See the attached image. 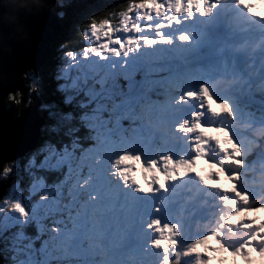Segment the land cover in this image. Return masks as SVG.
<instances>
[{
    "label": "snow or ice",
    "instance_id": "6c2138e0",
    "mask_svg": "<svg viewBox=\"0 0 264 264\" xmlns=\"http://www.w3.org/2000/svg\"><path fill=\"white\" fill-rule=\"evenodd\" d=\"M70 3L65 0V9ZM252 3L125 0L122 8L79 25L84 46L73 51L61 45L51 72L39 41L51 16L63 21L65 11L27 17L30 38L24 42H11L0 29V52L17 45L8 64L0 56V149L7 116L9 148L18 153L0 160V264H264V197L254 200L241 190L244 179L257 183L258 169L264 176V131L245 147L230 129L202 122L206 115L234 121L230 100L218 99L207 81L181 88L186 77L206 70L208 51L220 48L225 59L219 78L237 90L238 107L258 116L264 129V56L229 62L223 47L235 35L229 5L264 22ZM221 7L224 16L204 34L168 33L198 19L212 24ZM158 46L187 52L140 58ZM9 93H19L21 105L31 101L21 119L6 100ZM189 102L197 110L175 122ZM145 130L153 144L162 143L167 131L183 134L192 155L146 159L127 147ZM213 146L219 160L210 158ZM188 177L219 194L222 214L215 229L182 246L180 224L160 218L162 200L145 219L124 193L167 196L170 185Z\"/></svg>",
    "mask_w": 264,
    "mask_h": 264
},
{
    "label": "rangeland",
    "instance_id": "374dc122",
    "mask_svg": "<svg viewBox=\"0 0 264 264\" xmlns=\"http://www.w3.org/2000/svg\"><path fill=\"white\" fill-rule=\"evenodd\" d=\"M258 2H259V0H253V3H255V4ZM55 4H57V3L55 2L52 5V9H53V6ZM243 14H244V12H243ZM240 19H242V20L244 19V20L242 21ZM238 21H240V22H238ZM241 22L243 23L242 27L245 26L246 25V18L239 17L237 20L238 24H236V25H239ZM201 23H203V22L198 19L194 24H188L190 29H187L186 31H188L190 34L193 31H195L198 35H201L202 34V32L200 31V24ZM184 26H186V25H182L179 29L168 30V33L175 35L176 32H178V31H185ZM61 29H62V27H61ZM61 29H60V32H61ZM223 47L227 48L226 44H224ZM186 52H187L186 49L180 48L179 46H176L173 48H169L166 46H164V47L158 46L156 48V50H154L152 52L146 51V52L142 53L140 58L141 59L169 58L172 56L185 55ZM226 55H227V59L229 61L232 57L228 53V51H227ZM224 59H225V53L222 52L220 48H213V49L209 50L208 53L206 54V57H204L202 59V63L204 64L206 70L195 72V73L191 74L190 76L186 77L181 82V88L183 90H194V86H195V83L197 81H199V82L207 81L210 85V88H211L213 94L218 99L230 100L229 95L226 94L229 92L227 90L222 89L221 84H220L221 79L219 78L221 74L218 71V69L221 68L222 62ZM231 61L236 62V60H233V59ZM240 63H243V62H240ZM228 89H231V88H228ZM231 102L233 104V109L236 113V119L234 121L229 120L227 117L212 118V117L206 115L202 122L207 124L206 121H209L210 124H214V125L218 126L219 121H221V120L229 121L235 127V129L234 128L230 129L234 138L238 142H240L242 145L247 147L249 145L251 139H254L258 134H260L262 131H264V129H262L260 127L262 121L260 120V118L253 117L251 114H248V113L242 111V109L240 107H238L237 101H236V94H234V97H232ZM195 110H197L195 102L186 103L185 105H183L179 108V110H178V117L179 118L175 122H180V120H182L185 117H188L190 115V113L192 111H195ZM211 120H213V121H211ZM224 125L227 126L226 122ZM247 127H250L251 130H249ZM185 140H186V138L183 134L167 131L165 133V139L162 143L153 144L149 138L148 130H145L141 133H137L134 136H132L128 142L127 147L133 151H140L146 159L149 157L155 158L156 156H158L160 154L167 153L170 151H171L173 157L176 158L177 157L176 154L178 152L180 154V152H182L183 150L185 152V156L183 158H187L188 156H191L192 153L190 151L189 140L188 139L186 141ZM187 152H189V155ZM215 152H217V151L215 150ZM215 152L211 153L212 155L210 154L211 158L219 160L221 158L219 156L220 154L215 155ZM200 167L202 170L204 169V167H202V164H200ZM246 172H247L246 169L242 170V175L246 176ZM137 178H138V180L140 178L139 172L137 173ZM253 178L256 180L257 183L252 184L248 179H244L241 181V190L242 191H249L252 194L253 199L256 200V199L264 197V186H261V184L264 183V176L260 175L259 169H258L257 173L254 175ZM188 184H190L191 187H193V189H196L199 186L196 183H194L193 181L188 182ZM202 188L203 187L200 185L199 189H202ZM199 189H197V190L200 193L205 194V196L201 195L199 197H201L204 200V202L209 200L207 197L208 195H207L206 191L205 190L200 191ZM172 190H173V185H170V191H172ZM194 193L196 194L195 190H194ZM124 195L127 197V199L129 200L130 203L132 201L135 202L134 198H136V197H137V200L139 198H143L144 199L143 202H140V200H139V203L135 202L134 206H136L137 208H139L141 210L142 214L144 215V217H146V219L148 218V216L151 217L154 215L153 213L150 214L151 208L157 203V201H159V196H155V199L152 200L151 199L152 196H147V197L141 196L139 194L133 193L130 189L127 192H125ZM199 197H196V198H199ZM205 197H207V199ZM184 199H188V197L184 196ZM198 201H201V200H199V199L196 200V202H198ZM217 203L218 202L216 200H213L211 202V204L216 206L213 209V212L215 214H217V211H219L220 215H221L222 214L221 204L218 205ZM185 205L187 207H189V211H187L186 208H184ZM194 205H191V204L187 205L186 203H184V202L182 203L181 201H177L174 198L173 202L169 206V209H171V212L173 211L171 213V215L174 212L179 213L182 211V213L184 214V216H183L184 219L182 218V220H184L186 222V219L188 220V217L192 216L190 211H192L194 209ZM162 210H163V208H162ZM200 211H201V209H200ZM208 215L212 216L211 213H209ZM260 215H261V218H264V214H260ZM195 216L196 217L193 220H191L189 224H187V229L181 230V233H182L181 244H182V246L185 244H188L189 242H191L195 238L199 237L200 235L204 234L205 232L212 230V229H215L216 226L214 225V223H215V221L218 220V217H219V215L216 218L212 217L211 219H208L209 222H207V220L201 221V219H200L201 217L199 218L198 215H195ZM161 219L163 222L166 221V220H163V218H161ZM167 222H168V220H167Z\"/></svg>",
    "mask_w": 264,
    "mask_h": 264
},
{
    "label": "water",
    "instance_id": "95a60500",
    "mask_svg": "<svg viewBox=\"0 0 264 264\" xmlns=\"http://www.w3.org/2000/svg\"><path fill=\"white\" fill-rule=\"evenodd\" d=\"M55 2L56 0H0V29H7V36L11 42H24L30 38L29 29L24 23L25 19L48 11L54 12L52 5ZM61 27L60 21L52 15L47 26L46 36L43 40L39 41L48 52V59L51 55V44L56 41ZM16 48L17 45L12 44L11 47L4 49V53L0 52V56L5 57V64H8L12 60V55ZM17 74H19V70ZM24 115L27 117L28 110L25 111ZM9 119L11 117L6 116L3 132L4 142L2 149H0V160L15 159L18 154L9 148L10 130L7 123Z\"/></svg>",
    "mask_w": 264,
    "mask_h": 264
},
{
    "label": "trees",
    "instance_id": "16d2710c",
    "mask_svg": "<svg viewBox=\"0 0 264 264\" xmlns=\"http://www.w3.org/2000/svg\"><path fill=\"white\" fill-rule=\"evenodd\" d=\"M65 2V0H64ZM125 0H71L70 5L64 9L55 4L53 11L58 13L65 11L66 15L63 21H60L62 29L59 33L56 42L51 44V56L48 59L49 63L46 67V72H51L58 59L57 50L60 46L67 43L68 49L78 51L83 47V42L77 36L78 26L86 23L89 16L99 15L105 10L115 11L118 7H123Z\"/></svg>",
    "mask_w": 264,
    "mask_h": 264
},
{
    "label": "bare ground",
    "instance_id": "6f19581e",
    "mask_svg": "<svg viewBox=\"0 0 264 264\" xmlns=\"http://www.w3.org/2000/svg\"><path fill=\"white\" fill-rule=\"evenodd\" d=\"M224 14H225V12H223L222 13V17L224 16ZM221 17V18H222ZM221 18H217V20H219V19H221ZM241 18H245V17H241ZM231 19V18H230ZM237 20H238V18H237ZM237 20L236 21H234V20H231L232 22V24L233 25H235V26H238V27H242V25H243V23L241 22L239 25H236V24H238L237 23ZM240 20H242V19H240ZM244 20V19H243ZM242 20V21H243ZM238 22H240V21H238ZM246 23H247V20H246ZM214 24H215V21H213L212 22V24H209V26L210 27H212V26H214ZM191 27V26H190ZM244 27V26H243ZM184 29H185V31L187 30V29H190L189 28V25H186V26H184ZM205 76V75H204ZM211 76V75H210ZM211 121H213V120H211ZM187 140V139H186ZM185 140V141H186ZM189 144H190V142H189ZM183 146V145H182ZM189 146V145H188ZM174 148V147H173ZM171 152V151H170ZM188 153V155H189V152H187ZM211 153H213V151L211 152ZM212 155V154H211ZM215 155H219V153H217V152H215ZM176 158H183L184 156H185V152H184V150L182 151V152H180V154H179V152L176 154ZM220 156V155H219ZM202 167H206V165L203 163L202 164ZM191 181H193L194 183H196V178L195 177H188V180H187V183L188 182H191ZM197 184V183H196ZM199 184H200V182H199ZM198 185V184H197ZM201 185V184H200ZM193 188V187H192ZM206 191V193H207V195L210 193V194H213L214 196H216L218 193H215V192H210V191H208L207 189L205 190ZM195 192H196V194L194 193V191L192 192V195H193V197L194 196H196V197H199V196H205V194L204 193H200L198 190H197V188L195 189ZM206 199H207V197H205ZM151 199L152 200H154L155 199V196H152L151 197ZM139 200H140V202H143V198H139L138 200H137V197L136 198H134V201L135 202H138L139 203ZM210 200H207V201H198V202H196L195 203V205H194V209L192 210V211H190V213L192 214V217H193V219L196 217L195 215H198V217L201 219V221H206V219L208 218V219H211L212 217H214L216 214L213 212V209L215 208V206L213 205V204H211L210 202H209ZM133 202V201H132ZM131 202V203H132ZM135 202H133L132 204L134 205L135 204ZM171 203H172V201L170 202V204L168 205V206H166V209H163L162 211H161V213L160 214H162L163 216H169L170 218H169V220H168V222H174L175 220L174 219H176L175 218V216H180L181 218H183V216H184V214L182 213V211L181 212H179V213H177V212H174L172 215H171V213L172 212H170L169 213V215H165V211H169V206L171 205ZM183 203V202H182ZM214 203V202H213ZM150 204V203H149ZM141 206V205H140ZM144 206V205H143ZM142 206V207H143ZM210 206V207H209ZM184 208H186V210L187 211H189V207H187L186 205L184 206ZM212 208V209H211ZM191 209V208H190ZM200 209H201V211H200ZM206 209V210H205ZM208 210V211H207ZM200 211V212H199ZM209 213H211L212 214V216L211 215H208ZM149 217V216H148ZM145 219H146V217H145ZM184 219V218H183ZM177 220V219H176ZM186 264H188V262H186Z\"/></svg>",
    "mask_w": 264,
    "mask_h": 264
},
{
    "label": "clouds",
    "instance_id": "9594fccd",
    "mask_svg": "<svg viewBox=\"0 0 264 264\" xmlns=\"http://www.w3.org/2000/svg\"><path fill=\"white\" fill-rule=\"evenodd\" d=\"M56 3L59 4V6L61 8L65 9V2L64 0H56ZM63 18V17H61ZM33 91H35V89H32ZM6 100L9 102V104L15 108L16 110V118L17 119H21V109L22 108H27L30 107L31 105V101H29L28 105H21V97L19 93H9L8 96L6 97ZM7 167V166H6Z\"/></svg>",
    "mask_w": 264,
    "mask_h": 264
}]
</instances>
